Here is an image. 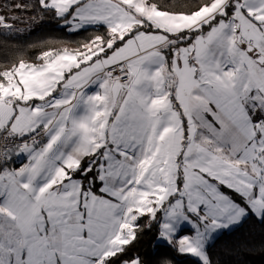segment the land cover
<instances>
[{"label": "snow or ice", "instance_id": "obj_1", "mask_svg": "<svg viewBox=\"0 0 264 264\" xmlns=\"http://www.w3.org/2000/svg\"><path fill=\"white\" fill-rule=\"evenodd\" d=\"M37 5L104 34L0 69V264H153V227L154 264H213L264 224V0Z\"/></svg>", "mask_w": 264, "mask_h": 264}, {"label": "trees", "instance_id": "obj_2", "mask_svg": "<svg viewBox=\"0 0 264 264\" xmlns=\"http://www.w3.org/2000/svg\"><path fill=\"white\" fill-rule=\"evenodd\" d=\"M14 5L18 2L29 5L24 8V13L33 16L37 22L36 28L28 33L7 32L0 29V69L14 66L21 56L30 62H35L36 57L45 50L42 42L55 40V47L80 48L84 43L92 41L96 36L103 35L104 30L99 26L89 28L88 31L73 32L61 28V21L51 14H45L38 9L37 0H0ZM177 0H161L163 4H175ZM194 3L195 0H182ZM1 7V4H0ZM11 8V7H10ZM9 10L8 7L2 8ZM156 229L146 231L135 244L134 251L145 256L146 260L154 264L152 255L154 248L150 241ZM184 232V231H183ZM182 232V234H183ZM170 251L168 249H163ZM213 264H264V224L256 219H248L242 225L221 232L211 242L209 249ZM175 257L174 264H194L191 256L171 253Z\"/></svg>", "mask_w": 264, "mask_h": 264}, {"label": "rangeland", "instance_id": "obj_3", "mask_svg": "<svg viewBox=\"0 0 264 264\" xmlns=\"http://www.w3.org/2000/svg\"><path fill=\"white\" fill-rule=\"evenodd\" d=\"M0 4H1L0 14H5L14 19L13 28L11 31L4 29L2 26H0V29L5 30L7 32H14V33L19 34V33L31 32L32 30L36 28L37 22L33 19V16L23 12L24 11V8L22 7L24 6L23 3L18 2L14 5H10L7 2H5V3H0ZM16 5H20L21 7L18 8L16 7ZM4 7H8L9 10L2 9ZM72 49H77V48H72ZM14 167H18V166H14ZM184 229L185 230L189 229V226L185 225ZM219 234L220 232L215 236V239L217 238Z\"/></svg>", "mask_w": 264, "mask_h": 264}, {"label": "crops", "instance_id": "obj_4", "mask_svg": "<svg viewBox=\"0 0 264 264\" xmlns=\"http://www.w3.org/2000/svg\"><path fill=\"white\" fill-rule=\"evenodd\" d=\"M20 164H21L20 160H16V163H15L13 166H20ZM226 231H227V230H226ZM189 232H190V229H186V230H184V232H183L182 235L189 234ZM221 232H224V231H220V233H221ZM218 233H219V232H218ZM218 233H216L215 236H216Z\"/></svg>", "mask_w": 264, "mask_h": 264}]
</instances>
